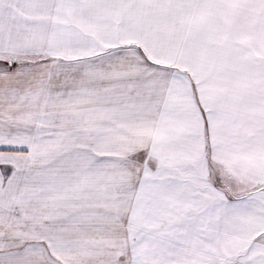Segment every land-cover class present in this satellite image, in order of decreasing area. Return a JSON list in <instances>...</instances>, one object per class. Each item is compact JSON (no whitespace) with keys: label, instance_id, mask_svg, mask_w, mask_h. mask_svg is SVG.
<instances>
[{"label":"snow or ice","instance_id":"6c2138e0","mask_svg":"<svg viewBox=\"0 0 264 264\" xmlns=\"http://www.w3.org/2000/svg\"><path fill=\"white\" fill-rule=\"evenodd\" d=\"M0 264H264V0H0Z\"/></svg>","mask_w":264,"mask_h":264}]
</instances>
